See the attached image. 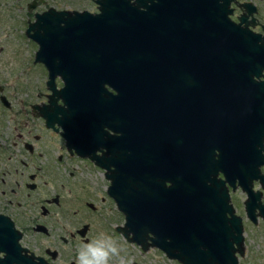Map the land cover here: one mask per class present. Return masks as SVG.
<instances>
[{"label": "flooded vegetation", "instance_id": "flooded-vegetation-1", "mask_svg": "<svg viewBox=\"0 0 264 264\" xmlns=\"http://www.w3.org/2000/svg\"><path fill=\"white\" fill-rule=\"evenodd\" d=\"M136 1L129 0V3L135 5ZM212 1L202 0L201 6L194 7L200 10V15L197 20L194 19L196 24L192 27L194 33L200 30L205 38L204 42L209 44L202 46L201 51L195 55L193 49H188L186 40L192 23L184 19L179 26L170 19V29L177 30L180 40L175 47L171 46L169 64L166 60L147 74L133 73L128 78L122 76L116 80L114 89L104 84L108 91L105 102L107 116L100 122V133L94 131V142L85 148L76 145L73 134L70 143H67L68 148L64 138L66 135L61 134L65 133L61 113H69L66 97L61 93L58 98L54 95L56 105L64 108L56 111L55 115H52V108H44L53 91L58 92L63 87L62 74L54 75L53 91L50 90L46 85L48 71L41 62H34L38 44L28 37L27 34L31 33L28 27L36 17L41 16L57 18L59 24L63 25V20L73 18L77 13L97 14L102 2L0 0V20L9 22L14 21L15 16L21 18L23 26L18 30L20 37L26 39L27 51L33 48L30 55L33 63L44 69L43 88L34 93L37 102H29L28 98L32 96L27 94V98L20 101V109L13 112L10 101L4 94H0V98L3 97L8 104L4 106L0 100V104L5 107L0 110V217L1 220L10 222L20 236L17 244L20 249L25 250L20 255L39 258L45 264H76L79 247L93 239H101V234L111 236L116 247L120 248L119 240L124 239L117 229L124 226V217L107 194L110 184L107 175H111L114 169L110 166L107 168L108 172L95 162L101 156L107 160L116 158L119 163H136L135 152L130 155L132 158L126 156L123 136L120 140L121 150L113 153L100 144L99 135L102 131H107L110 135L118 136L124 127L126 114L134 115L133 122H140L143 91L150 108L142 113V121L150 128L155 127L154 144L160 145V151L169 150V157L168 152L164 156L169 160L170 173L185 172L188 165H196L199 175H203L206 181L200 192V201L205 199L211 205L218 206L222 195L220 191L209 190L213 187L211 181L222 183L223 193L228 199L226 205L230 207L231 216L239 220L241 227V255L237 253L231 217L224 209L219 211L224 217L216 222L218 227H224L218 238L226 239L236 250L234 257L237 264H263L264 0ZM142 8L138 6L139 11ZM158 24L160 22L155 23V26ZM160 29L167 33V24H161ZM59 64L63 69L59 73L64 71L67 76H72L74 61L71 56ZM161 67L163 69H159ZM108 72L112 71L108 69ZM121 72L124 74L122 70ZM168 78L170 85L174 84L177 91L176 93L170 87L172 98L176 96L185 101L197 102L198 110L195 113H168ZM62 99L66 100L65 105ZM153 103L156 104L154 109ZM32 106L38 108L33 109ZM39 111L44 112V118L46 121L48 119L52 127L45 124ZM174 115L177 116V122L183 121L185 125L181 126L180 135L173 140L168 133V122ZM107 126L116 127L118 131ZM81 152L90 153V156H81ZM160 155L162 156L161 152ZM75 164L83 166L79 172L88 173L89 182L92 183L75 180L76 173L72 167ZM70 178H73V183ZM60 180L64 185L58 183V189L67 185L68 192L73 191L75 194L68 201L59 194L48 200L42 185L47 182L54 184ZM76 182L79 183L75 185ZM131 185L135 186V183L132 181ZM38 201L40 202L35 209V202ZM24 206L29 208L27 210L37 212L41 218L38 221L36 218L26 226L41 241L47 243L45 247H41L40 243L32 241V245L38 244L37 251H32L23 243L27 233L22 218ZM49 206L54 212L49 211ZM205 213L202 212L203 220L207 219ZM49 218L59 226L56 233H53L56 230L51 232V236V227L47 228L43 222ZM97 221L96 229L99 234H93V223ZM58 246L66 249H59ZM150 250L155 249H148L146 252ZM5 255V252L0 251V260ZM33 262L37 263V260Z\"/></svg>", "mask_w": 264, "mask_h": 264}, {"label": "water", "instance_id": "water-1", "mask_svg": "<svg viewBox=\"0 0 264 264\" xmlns=\"http://www.w3.org/2000/svg\"><path fill=\"white\" fill-rule=\"evenodd\" d=\"M152 1L137 0L134 5L129 0H100L101 9L97 14L77 13L73 18L63 20V25L59 24L57 18L41 16L29 24L31 33L27 35L38 44L34 62H41L48 71L46 85L50 90L53 91L54 75L62 74L63 87L58 92L53 91L44 108H52V115H55L56 111L64 108L56 105L54 95L58 98L61 93L66 97L69 113H61L62 123L65 124V133L61 134L66 135L64 138L68 148L67 143H70L73 134L76 145L85 148L94 142V131L100 133V122L107 116L105 102L108 91L104 84L114 89L116 80L122 76L128 78L133 73L147 74L166 60L169 64L171 46L175 47L180 40L177 30L170 29V19L179 26L184 19L192 23L186 40L188 49H193L195 55L202 46L209 44L204 42L200 30L196 33L192 31L200 15V10L194 7L201 6L202 0ZM138 6L143 7L141 11ZM163 23L167 24V33L160 29ZM68 56L74 61L72 76H67L64 71L58 72L63 70L59 63ZM108 69L112 72H108ZM170 87L177 93L175 85H170L168 78V113H195L198 110L197 102L185 101L176 96L172 98ZM144 94L142 91V113L150 108ZM0 100L4 106H8L3 97ZM66 100L62 99L63 105ZM155 106L153 103L152 108ZM32 108L37 109L38 106ZM39 113L44 118V112ZM142 113L139 115L140 122H133L134 115L126 114L124 130L119 131L118 136L110 135L107 131L99 135L100 144L113 153L121 150L120 140L123 136L126 156L132 158L134 152L137 155L135 164L119 163L116 158L107 160L101 156L95 162L106 171L110 166L114 169L111 175H107L110 180L107 194L124 217V226L118 228L117 232L142 252L155 249L167 260L178 264H237L234 257L236 250L226 239L218 238L224 227H218L216 222L224 217L219 212L224 209L231 217L237 253L241 255V227L226 205L228 199L223 193L222 183L211 181L213 187L209 188L222 192L218 206L211 205L205 199L200 201L205 177L199 175L198 167L192 164L188 165L185 172L170 173L169 160L164 156L168 152L169 157V150L160 151V145L154 144L155 127L150 128L142 121ZM176 119V115L171 116L168 122V133L173 140L180 135L181 126L185 125ZM44 120L47 126H51L48 119ZM108 128L118 131L116 127ZM89 154L81 152L79 155ZM132 181L135 186L131 185ZM203 211L206 212V220L202 219ZM6 221L0 217V251L6 253L0 264H45L39 258L20 255L23 250L17 244L20 236L12 224ZM33 260H37V263Z\"/></svg>", "mask_w": 264, "mask_h": 264}, {"label": "rangeland", "instance_id": "rangeland-1", "mask_svg": "<svg viewBox=\"0 0 264 264\" xmlns=\"http://www.w3.org/2000/svg\"><path fill=\"white\" fill-rule=\"evenodd\" d=\"M22 23L23 22H21V18L19 16H15L14 21L5 22L0 20V47H1L0 86L2 87V91L0 92V94L1 93L4 94L6 96V99L10 101V103L12 104L13 112H16L18 109H20V101L23 98H27V94H31L32 96V98H28L29 102L31 101H33L34 103L37 102L38 100L36 99L34 93L37 92L38 90H42L43 88L42 76L44 74V69L41 66H36V63H33V60H31L30 58V55H32L33 53L32 52L33 48L32 50L30 48V51H27L28 48L25 41L26 39L24 38L23 40L20 37L21 34L20 31H18L21 29V26H23ZM2 109H5V107H3L0 104V110ZM72 167L74 169L73 170L74 173H76L75 180H79V181L81 180L82 182L84 180H87L85 182L92 183L89 182L90 176L88 173L84 171L79 172V170L83 168L82 165L75 164ZM70 181L71 183H73V178H70ZM58 183L60 184L62 183L61 185H64V182L62 180L54 184L47 182L46 184L42 185V189H44L45 195L48 198V200L52 198L53 195L55 194L61 195L67 201L70 200V198L72 199V196L75 194V192L73 191L68 192V187H66L67 185L61 190L58 189L60 188V185H58ZM78 183L79 182H76L75 185ZM77 194H79V190ZM39 202L40 201L35 202L34 205L35 209L38 206ZM66 206L69 207L71 206V204L69 206L68 205ZM49 208H50L49 211L54 212V210H51L52 208L51 206H49ZM27 209H29L27 206H24V208H22V218L24 220L23 226L27 231V233L23 238V243L26 244V246L30 247L32 251H37L38 250V248L36 247L38 245L37 243H40L41 247H45L47 243L45 241H41L39 236L33 234L26 228V226L30 222L35 221L36 218L38 221L39 218L37 212L32 211L31 209L30 210ZM14 214L15 213L13 212V215ZM51 217L52 216H50V218ZM50 218L42 221L44 222L46 227L47 226L51 227L50 228L51 229L50 236H51V232L53 230H56L53 231V233H56L59 226L58 224L54 223L53 219ZM14 219H16L15 216ZM16 223L18 224L17 219H16ZM97 224L98 221L93 223V234H95V232L96 234H99V230L96 229ZM262 237L263 236H261V238ZM32 241H36L37 243L35 245H32ZM119 242L121 244L120 248L123 249V251L120 252V256L123 257L124 259L118 261L115 257H113L109 261V264H127L128 260H131V262L134 264H178L174 261L167 260L163 256V254L159 253L157 250H150L148 252L143 253L139 250L138 247L134 245H130L124 240L122 241L119 240ZM58 247H55V249ZM59 249H66V248L59 247ZM253 250H256V248L253 247ZM66 253H68V251H66Z\"/></svg>", "mask_w": 264, "mask_h": 264}, {"label": "clouds", "instance_id": "clouds-1", "mask_svg": "<svg viewBox=\"0 0 264 264\" xmlns=\"http://www.w3.org/2000/svg\"><path fill=\"white\" fill-rule=\"evenodd\" d=\"M100 237L102 238L81 245L77 252L76 264H109L113 257L118 261L124 259L120 256L123 249L116 247L111 236L101 234ZM127 264H132L131 260H128Z\"/></svg>", "mask_w": 264, "mask_h": 264}]
</instances>
